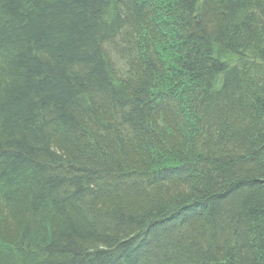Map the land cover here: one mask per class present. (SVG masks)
<instances>
[{
  "label": "trees",
  "instance_id": "obj_1",
  "mask_svg": "<svg viewBox=\"0 0 264 264\" xmlns=\"http://www.w3.org/2000/svg\"><path fill=\"white\" fill-rule=\"evenodd\" d=\"M0 264H264V0H0Z\"/></svg>",
  "mask_w": 264,
  "mask_h": 264
}]
</instances>
